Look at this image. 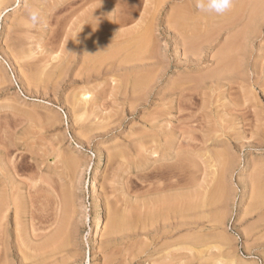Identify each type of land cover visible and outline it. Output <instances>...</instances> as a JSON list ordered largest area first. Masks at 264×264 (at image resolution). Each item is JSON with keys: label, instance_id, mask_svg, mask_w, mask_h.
Listing matches in <instances>:
<instances>
[{"label": "rangeland", "instance_id": "rangeland-1", "mask_svg": "<svg viewBox=\"0 0 264 264\" xmlns=\"http://www.w3.org/2000/svg\"><path fill=\"white\" fill-rule=\"evenodd\" d=\"M70 1L81 3L28 0L43 10L36 28L25 17V0L0 3V194L6 191L2 178L10 177L21 213L15 217L10 204L2 221L0 264H264V33L246 43V64L244 47L235 53L236 80L217 85L206 76L246 16L230 29L209 21L208 28L220 30L210 32L213 37L194 0H160L159 13L143 2L115 32L136 28L140 15L146 22L153 18L158 36L146 57L126 62L124 56L134 54L126 47L90 72L60 62L68 52L66 33L74 31ZM51 12L55 17H48ZM195 23H202L195 32H207L212 41L203 60L186 64L179 44L196 40ZM105 29L101 36L121 45ZM134 77L146 87L133 92L128 85ZM61 219L69 226L63 224L60 242L70 227L71 245L65 239L63 248L36 256L34 247Z\"/></svg>", "mask_w": 264, "mask_h": 264}, {"label": "bare ground", "instance_id": "bare-ground-1", "mask_svg": "<svg viewBox=\"0 0 264 264\" xmlns=\"http://www.w3.org/2000/svg\"><path fill=\"white\" fill-rule=\"evenodd\" d=\"M101 1V0H100ZM160 0H104V3H100L98 0H80V4H78V5H74V4H76V2L75 1H70V2H68V5H69V13H67L68 14V18H69V20H70V18H71V16H74V17H72V21H70V28H69V31H71L72 32V30H74L73 31V33H70V34H68V31H67V37H66V40H65V45H66V47L67 48H65V49H68V50H66V51H68L67 53L65 52L64 54L66 55V58H65V56H64V58L62 59V57H61V60L62 61H64V62H62V61H60V59H59V61L61 62V63H64L65 65H66V68H68V67H70V66H72V67H75L77 64H80V65H83V66H87V70H90V72L91 71H96V70H99L98 68H99V66H101V64H104L103 62H105L106 60H109V59H111L112 58V61H114L113 60V56H114V58H115V54H117V52H122V51H124V50H121V49H126V47H127V49H129L128 47H132L133 48V52H134V54L133 53H131V55H127V56H124L125 58V61L126 62H135V63H139L140 61H141V59L144 57V55H142V54H144L145 52H144V50L146 49V47L148 46V44L149 43H151L152 41L153 42H156L157 40V36H158V34L156 33L157 31H158V28H156V26L158 25V23H153L152 21H153V18L152 17H149V19H151L152 18V21L150 20V22H146L145 21V15H140L141 17L139 18V19H137V20H139V21H141V22H139L140 24H138L137 25V27L136 28H134V29H130V31H127V32H121V31H117L116 30V32H115V29L116 28H120L119 26H121L122 24H126L127 22L129 23V22H131V20H133L134 18H135V16H137L136 14V11H138V9L139 8H141L142 6H143V2L145 3L144 5V9H147L149 6H151V5H153L152 6V9H153V12H155V13H157L158 11V9L160 10V2H159ZM3 2V1H2ZM92 2H94V3H92ZM95 2H99V3H95ZM146 2H148L147 4H149V5H147L146 6ZM161 2H162V0H161ZM164 2V1H163ZM0 3H1V0H0ZM89 3H91V5H89V7H87L86 9H82V7L84 6V4L86 5V4H89ZM83 5V6H82ZM64 8V7H63ZM63 8H61V9H63ZM150 8V7H149ZM79 9H82L83 11L82 12H80V13H77L78 12V10ZM60 10V9H59ZM148 11V10H147ZM157 11V12H156ZM148 13V12H147ZM149 13H151V12H149ZM159 13V12H158ZM66 14V15H67ZM74 14H76V16L74 15ZM144 14V13H143ZM64 15H65V13H64ZM152 15H154V16H156V14H151V16ZM184 15V14H183ZM246 16V22L244 23V26H242L241 27V29L240 30H237V32L235 33L234 32V34H233V36L232 37H230L227 41H225L223 44L224 45H222V47H221V49H220V51H219V53H218V55H217V58H216V56H215V58H216V68L212 71V72H210L209 74H208V76H206V77H209L208 79H211V78H213V80H212V82H215L217 85L218 84H232L233 82H234V79L236 80V78H235V75H236V73L237 72H241V71H238L237 69L240 67L239 65H238V60H236V58H235V56H236V52L237 51H239V47L241 46H243L244 47V50H242V52H240V54H242V56H244L243 57V60H242V62H244V64H246L248 61H247V59H248V56H247V53L245 52V45H246V43H249V41H252L254 38H256V37H258V36H260L262 33H264V0H235V5H234V8L230 11V12H228L227 14H225V15H222V16H216V15H208V14H206L205 16V18H206V21H207V19H208V22L206 23H204V15H203V17H200V15H198L199 17H200V19L201 18H203L202 19V21L200 20V22H203V24L205 25V24H208L209 23V21H211V20H214V18L215 19H217V24H216V22H215V24L217 25L216 27H219V29H224V28H226V27H229V29L231 28V26L235 23L236 24V22L237 21H239L240 20V17L242 16V17H244V16ZM48 17H50V18H52V17H55V12H51L50 14H49V16ZM67 17V16H66ZM147 17V16H146ZM184 18H185V16H183ZM62 18V17H61ZM74 18V19H73ZM154 18H156V17H154ZM188 18V17H187ZM195 18V17H194ZM180 19V18H179ZM65 20V19H64ZM186 20H188V19H186ZM186 20H185V23L186 24H188V22H186ZM58 21V20H57ZM61 21H63V19H61ZM67 22H68V19H67ZM66 22V23H67ZM175 22H178L177 20L175 21ZM213 22V21H212ZM211 22V23H212ZM173 23V22H172ZM180 24H181V22H179ZM194 23V22H193ZM197 23V22H196ZM192 24L193 26L191 27V28H193V29H191V31H192V36H196L198 39H199V37H201V40L200 41H198V39L196 38V40L194 39V40H189V41H187V38L188 39H190L189 37H187L184 41H183V43H181L182 41V38L180 39V44L179 43H177V44H179V45H181V49H182V51H183V62L184 63H186V64H191V63H193V62H197V61H201V60H203L204 58H205V56L207 55V47H208V45H209V43H210V41H212L211 40V37L209 36V35H207V37L205 36L204 37V34H205V32L203 31V32H201V30L199 31V30H196V32H195V27H197L196 25H198V26H200L199 24H201L202 25V23H199V24ZM238 23V22H237ZM153 24H155V25H153ZM180 24L178 25V26H180ZM182 24H184V20H183V22H182ZM210 24V23H209ZM102 25V26H101ZM173 25V24H172ZM175 26V25H174ZM181 26H183V25H181ZM185 26V25H184ZM183 26V27H184ZM195 26V27H194ZM206 26V25H205ZM212 26V28H214L213 26L214 25H211ZM104 27L105 28H107V30L105 29V31H107V32H109L108 34H110L111 36H112V38H115V40H116V42H120L121 41V43H119V44H121V45H116V44H114L115 43V41L112 39V40H110V39H107V37L106 36H101V33L103 32L102 30L104 29ZM171 27V25L169 26V28ZM190 27V26H189ZM202 27H204V26H202ZM168 28V27H167ZM171 28H173V27H171ZM180 28H182V27H180ZM198 28H200V27H198ZM205 28V27H204ZM206 28L207 29H205L206 31H208V33L210 34V32H220V30L219 31H212V28L210 27V25H209V28H208V26H206ZM183 29V28H182ZM184 29H189V28H186V26L184 27ZM197 29V28H196ZM201 29V28H200ZM209 29V30H208ZM215 29H218V28H215ZM227 29V28H226ZM225 29V30H226ZM211 30V31H210ZM184 31V30H183ZM183 31H182V33H183ZM185 32V35L189 32H187V31H184ZM106 33V32H105ZM156 33V34H155ZM180 33V32H179ZM207 32H206V34H208ZM215 33H213L211 36H213V37H216L217 35V33L215 34ZM102 34H104V32L102 33ZM107 34V35H108ZM184 34V33H183ZM189 34H190V32H189ZM205 34V35H206ZM214 34H215V36H214ZM106 35V34H105ZM109 35V36H110ZM184 35V36H185ZM181 36V35H180ZM183 36V37H184ZM187 36H188V34H187ZM199 36V37H198ZM119 37H122V39L120 40L119 39V41H117V38H119ZM124 37V38H123ZM186 37V36H185ZM184 37V38H185ZM203 38V39H202ZM242 39V40H241ZM123 40V41H122ZM79 41H81V42H84L83 43V46L81 47V49H80V42ZM112 41H114V42H112ZM241 41H243L241 44H240V42ZM111 43H113L114 44V46L116 47H114V50H113V48L111 49L110 47H111ZM244 43V44H243ZM110 44V45H109ZM131 47H130V49H131ZM70 48V49H69ZM111 49V50H108V51H105V50H107V49ZM65 49H64V51H65ZM78 49H80V50H83V53L81 54V55H78ZM129 49V50H130ZM243 49V48H242ZM247 49V48H246ZM113 50V51H112ZM121 50V51H120ZM147 50V49H146ZM145 50V51H146ZM149 50V49H148ZM147 50V51H148ZM241 50V49H240ZM105 51V52H104ZM146 51V52H147ZM150 52V51H149ZM238 52V53H239ZM80 54V53H79ZM119 54V53H118ZM127 54H129L128 52H127ZM133 54V55H132ZM150 54V53H149ZM201 54H203V55H201ZM125 55V54H124ZM119 56V55H118ZM142 56V58H140ZM152 56V55H151ZM146 57V56H145ZM144 57V58H145ZM120 58V57H119ZM119 58H117V59H119ZM148 58V57H147ZM150 58V57H149ZM148 58V59H149ZM116 59V58H115ZM241 59H242V57H241ZM144 60V59H143ZM117 61V60H116ZM124 61V60H123ZM124 61V62H125ZM107 62H110V61H107ZM236 62H237V64H236ZM61 63L59 64L60 66H61ZM64 64H62V65H64ZM108 64H110L111 66H112V62L111 63H108ZM119 64H120V66H118L119 67V69H121L120 67H121V63L119 62ZM118 64V65H119ZM131 64V63H130ZM130 64H129V66H127V67H129L130 68ZM140 64H143V62H141ZM240 64H241V62H240ZM243 64V65H244ZM68 66V67H67ZM90 67V69H89V67ZM125 66H126V63H125ZM136 66V65H135ZM245 66H247V65H245ZM62 67V66H61ZM65 67V66H64ZM122 67H124L123 65H122ZM133 67V66H132ZM128 68V69H129ZM242 68V67H241ZM240 68V69H241ZM86 69V68H85ZM123 69H125V68H123ZM131 69V68H130ZM126 70V69H125ZM130 71H132V70H130ZM141 70H140V66L138 67L137 66V71H135V74L137 75V73H139ZM89 72V73H90ZM134 74V73H133ZM131 78H132V72H131ZM147 76V75H146ZM146 76H143L142 75V77H146ZM125 77H128V76H124V78ZM136 77V76H135ZM134 77V78H135ZM138 77H139V75H138ZM140 77H141V75H140ZM205 77V78H206ZM130 77H129V79H131ZM148 78V77H147ZM204 78V77H203ZM128 79V78H127ZM197 79V78H196ZM198 80V79H197ZM203 80V79H202ZM206 80V79H205ZM131 81H132V79H131ZM143 81V82H142ZM190 81H191V79H190ZM194 81V80H193ZM124 82H126V80L124 81ZM128 82V81H127ZM127 82H126V84H127ZM148 82H149V79H148ZM147 82V84H149ZM198 82V81H197ZM144 83V85H145V80H142V79H137V78H135L134 80H133V82L131 83V85L129 84L128 86H130L131 88H132V91L134 92L135 91V89L136 88H139L138 86H140V85H142ZM123 85H124V83H122ZM122 85V86H123ZM127 85H125V87H126ZM125 87H123V88H125ZM142 87H143V85H142ZM146 87V85L143 87V88H145ZM129 88V87H128ZM142 88V89H143ZM140 89V88H139ZM138 89V90H139ZM188 89H191L190 87H188ZM129 92H131L130 91V89H129ZM133 92H131V93H133ZM136 93V92H135ZM135 93H133V94H135ZM84 94V93H83ZM183 100H181V104H180V106H182L183 104L184 105H187V103L186 102H182ZM154 119V118H153ZM157 119V118H156ZM163 137H165V136H163ZM162 137V138H163ZM159 141V140H158ZM161 145V144H160ZM159 145V146H160ZM156 147V146H155ZM153 150H154V148H153ZM155 152V151H154ZM184 160V159H183ZM8 162H10V161H8ZM173 164V163H172ZM175 164V163H174ZM19 165V164H18ZM161 166V165H160ZM175 166V165H174ZM184 166V165H183ZM4 168H5V166H3ZM163 167V166H162ZM184 167H186V166H184ZM15 168V167H14ZM171 167H169V169H170ZM178 168V167H177ZM176 168V169H177ZM160 169V168H159ZM168 169V170H169ZM180 169H181V167H180ZM12 170H14V169H12ZM163 171V170H162ZM180 171V170H179ZM5 174L7 175V171H6V169H5ZM172 173V172H171ZM1 174V173H0ZM19 174V173H18ZM181 174V173H180ZM4 175V174H3ZM5 175V176H6ZM165 175V174H164ZM172 175V174H171ZM8 176V175H7ZM17 177H18V175H17ZM9 178V179H8ZM8 178H5V177H3L2 178V180H1V183L3 184V186H5L6 187V191L4 192L5 194H3L2 195V193L0 194V227H1V224H2V221L4 220V219H6V216L8 215V213L7 212H9V209H11V206H10V204L13 206V213L12 214H14V216L16 217H18V213H19V202H20V200L19 199H17V201H19V202H17V204L15 203V199H16V197L19 195H16V193L14 192L15 190H13L14 188H13V185H12V180H11V178L10 177H8ZM168 178V177H167ZM22 180V179H21ZM173 180V179H172ZM176 181V180H175ZM180 181V180H179ZM14 184V183H13ZM29 184V183H28ZM92 185L90 186V188H91V191L92 192H94L95 191V188H96V175L94 174V176H93V179H92V183H91ZM164 184V183H163ZM169 185V184H168ZM15 186V185H14ZM33 186V185H32ZM159 186H160V184H159ZM170 186V185H169ZM164 187H165V185H164ZM167 187V186H166ZM162 188V187H161ZM263 190H264V188H262ZM150 190V189H149ZM33 191V190H32ZM90 191V192H91ZM3 192V191H2ZM15 194H14V193ZM29 192V191H28ZM260 192V191H259ZM255 193V192H254ZM263 193V192H262ZM35 195H36V193H35ZM34 195V196H35ZM258 195V194H257ZM264 195V194H263ZM14 196H16V197H14ZM30 196V195H29ZM70 197V196H69ZM255 197H257L256 195H255ZM60 198V197H59ZM31 199V198H30ZM70 199V198H69ZM29 201V200H28ZM26 203V202H25ZM29 203H30V201H29ZM62 203H64V202H62ZM34 204H35V202H34ZM60 204V203H59ZM65 204V203H64ZM23 205V204H22ZM26 206H27V203H26ZM25 206V207H26ZM57 206V205H56ZM148 206V205H147ZM152 207V206H151ZM158 206H156V208H157ZM21 208V207H20ZM22 210H23V208H21ZM62 209V208H61ZM35 210V209H34ZM33 210V211H34ZM60 210V209H59ZM151 210H152V208H151ZM154 210H156V209H154ZM10 211H12V210H10ZM27 211V209L25 210V212ZM222 211V210H221ZM22 213H23V211H21ZM45 212V211H44ZM64 212V211H63ZM62 212V213H63ZM151 211H149V213H150ZM159 212V211H158ZM41 213V212H40ZM116 213V212H115ZM154 213H156V212H154ZM20 215H21V213H19ZM42 214V213H41ZM69 214V213H68ZM114 214V213H113ZM218 214H219V212H218ZM19 215V216H20ZM23 215H24V213H23ZM22 215V216H23ZM72 214H70V216H71ZM116 215H118V214H116ZM120 215V214H119ZM125 215V214H124ZM70 216H68V217H70ZM100 216V215H99ZM98 216V217H99ZM113 216V217H112ZM126 216V215H125ZM218 216V215H217ZM15 217H13L14 218V220L13 221H15ZM49 217V216H48ZM64 217V216H63ZM97 217V218H98ZM120 217H121V215H120ZM120 217H119V219H120ZM32 218H34V217H32ZM112 218H116V216H114V215H111V220H112ZM118 218V217H117ZM151 218V217H150ZM219 218H221V217H219ZM223 218V217H222ZM67 219V218H66ZM100 219V218H99ZM119 219H114V221H111L110 220V222H114V223H116L117 225L119 224V226H122L123 224H121L120 225V222L118 223V221H119ZM96 220H98V219H96ZM122 220V219H121ZM123 220H125L124 219V216H123ZM222 220V219H221ZM45 221V220H44ZM52 221V220H51ZM57 221H59L58 222V227H56V230L53 232V234L51 235L50 234V237H48V236H46V238H45V241L43 242V243H41V244H38V245H36L35 247H34V250H35V255L36 256H38L39 254L40 255H44L46 252L45 251H48L49 249L50 250H52L53 251V249H55L56 250V246L58 247L60 244H62V246L64 245L63 243H65V242H63L65 239H66V243H68V244H65V245H71V243H72V241H70L71 240V238L70 237H72V236H70V235H72V234H70L71 233V229L72 228H70V227H68L70 230H68L69 232H67L68 233V235H66L67 236V238L66 237H64V239H63V237H62V240H61V242H60V236L62 235L63 236V234H65L66 233V230H67V225L69 226V224H64V222H63V219H61V220H57ZM65 221V220H64ZM4 222V221H3ZM18 222H19V220H18ZM40 222V221H39ZM49 222V221H48ZM123 221H121V223H122ZM197 222V221H196ZM16 223H17V221H16ZM34 223V222H33ZM32 223V224H33ZM47 223V222H46ZM66 223H68V222H66ZM70 223H71V221H70ZM124 223V222H123ZM4 224V223H3ZM36 224V223H35ZM52 224V223H51ZM63 224L65 225V229H64V227H63ZM116 224H114V225H116ZM18 225V224H17ZM109 225H111V227L113 226V223L112 224H109ZM31 226V225H30ZM71 226V225H70ZM5 227V226H4ZM15 228H18V227H15ZM113 228H115V226L113 227ZM118 228V227H117ZM119 228H121V227H119ZM101 229V228H100ZM111 229V228H110ZM14 230V229H13ZM17 230V229H16ZM75 229L73 228V230L72 231H74ZM115 230H118V229H115ZM4 231V230H3ZM111 232V231H110ZM36 233V232H35ZM72 233H74V232H72ZM112 233H113V231H112ZM3 234V233H2ZM34 234V233H33ZM37 234V233H36ZM36 234L34 235L35 237H36ZM70 234V235H69ZM74 235V234H73ZM101 234H100V231H98V230H96L95 231V237H97V236H100ZM34 236H32V237H34ZM37 236H38V234H37ZM68 236H69V238H68ZM34 237V238H35ZM74 237V236H73ZM72 237V238H73ZM94 237V238H95ZM37 238V237H36ZM39 238H40V235H39ZM70 239V240H69ZM70 241V244H69V241ZM1 242V241H0ZM7 244V243H6ZM56 244V245H55ZM3 246V250H5L4 252H5V254H6V252H7V249H9V247H7L8 245H5V243L4 244H2ZM53 245H55V246H53ZM64 245V246H65ZM55 247V248H53V247ZM59 248H63V247H61V245L59 246ZM59 248H57V250L59 249ZM2 249V248H1ZM1 251V250H0ZM52 251H48L47 253H51ZM41 252H45V253H41ZM54 252V251H53ZM7 256V255H6ZM5 256V257H6ZM38 260V259H37ZM37 260H36V263L38 264V262H37ZM44 260H46V259H44ZM40 261H41V259H40ZM43 263H44V261H42ZM1 263V262H0ZM35 263V264H36ZM41 263V262H40ZM39 263V264H40ZM2 264H4L3 263V261H2Z\"/></svg>", "mask_w": 264, "mask_h": 264}, {"label": "clouds", "instance_id": "clouds-1", "mask_svg": "<svg viewBox=\"0 0 264 264\" xmlns=\"http://www.w3.org/2000/svg\"><path fill=\"white\" fill-rule=\"evenodd\" d=\"M235 5V0H194L195 8L203 14L222 16L230 12ZM25 17L31 27L36 28L42 22V8L25 0Z\"/></svg>", "mask_w": 264, "mask_h": 264}]
</instances>
